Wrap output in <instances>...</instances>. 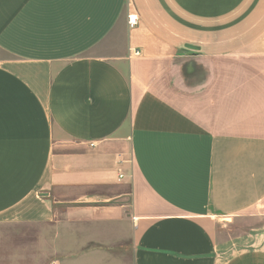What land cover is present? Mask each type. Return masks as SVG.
<instances>
[{"label":"crops","instance_id":"1","mask_svg":"<svg viewBox=\"0 0 264 264\" xmlns=\"http://www.w3.org/2000/svg\"><path fill=\"white\" fill-rule=\"evenodd\" d=\"M68 221L264 264V0H0V224Z\"/></svg>","mask_w":264,"mask_h":264},{"label":"rangeland","instance_id":"2","mask_svg":"<svg viewBox=\"0 0 264 264\" xmlns=\"http://www.w3.org/2000/svg\"><path fill=\"white\" fill-rule=\"evenodd\" d=\"M218 221L222 230L235 235L244 223ZM109 229H92L90 224H0V264H133L127 228L111 238Z\"/></svg>","mask_w":264,"mask_h":264},{"label":"built area","instance_id":"3","mask_svg":"<svg viewBox=\"0 0 264 264\" xmlns=\"http://www.w3.org/2000/svg\"><path fill=\"white\" fill-rule=\"evenodd\" d=\"M134 23H135V19L132 18L131 16H129L128 24H129L130 26H132ZM130 53H131L132 55H139V54H140V51H139L138 49L130 48ZM91 145H93V144H91ZM118 177L121 178V177H122V174H119Z\"/></svg>","mask_w":264,"mask_h":264}]
</instances>
